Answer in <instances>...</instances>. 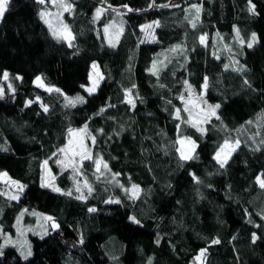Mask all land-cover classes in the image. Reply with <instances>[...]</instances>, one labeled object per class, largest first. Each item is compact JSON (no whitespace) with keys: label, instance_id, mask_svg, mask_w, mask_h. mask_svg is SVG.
<instances>
[{"label":"trees","instance_id":"obj_1","mask_svg":"<svg viewBox=\"0 0 264 264\" xmlns=\"http://www.w3.org/2000/svg\"><path fill=\"white\" fill-rule=\"evenodd\" d=\"M60 1L70 6L67 38L41 18L49 1L8 0L0 18V172L24 185L16 207L59 221L44 237L29 236L27 260L8 245L0 264H264V0H252L255 15L249 0L150 10L170 0ZM103 1L136 12L120 17ZM113 19L124 26L115 47L103 38ZM154 22L155 42L144 43L140 27ZM94 63L103 79L86 94ZM37 76L59 92L35 85ZM81 95L83 103L68 105ZM192 96L215 109L201 126L189 117ZM81 128L91 158L80 163L87 188L77 192L57 161ZM180 138L195 144L194 158L181 159ZM225 141L238 145L221 168L214 155ZM45 161L70 195L41 187Z\"/></svg>","mask_w":264,"mask_h":264},{"label":"rangeland","instance_id":"obj_2","mask_svg":"<svg viewBox=\"0 0 264 264\" xmlns=\"http://www.w3.org/2000/svg\"><path fill=\"white\" fill-rule=\"evenodd\" d=\"M48 1H49V6L47 7L46 10L43 11L44 14L43 19L51 29L52 34L55 33V35L53 34L54 36L63 37L64 31H68V28L63 20V14L66 11L65 8L68 7L67 5L64 4V2H61L60 0H55V4L53 3V0H46L45 3H47ZM156 27H157L156 22L146 24L143 25V27H140V31L143 36V40L145 42L148 43L155 42L154 29ZM106 28L107 31H105ZM123 30H124L123 23L118 19H113L110 23H108L103 27L104 42L108 46H111V44H115L116 46L119 40V34ZM96 72H99L98 68L96 67L94 69L92 65L90 71V73L93 74L92 79L91 80L89 79V84L85 85L83 88L86 94H89L87 89L92 87L93 83L97 81V77L95 75ZM99 82L100 80L98 81V85ZM34 84L37 85V83ZM40 87L45 89L47 92H51L48 91L47 89H52V91H56L55 88L44 85L43 82H42V86ZM80 97H83L84 100L83 95H81ZM72 99L74 98H70L69 100ZM187 105L189 108L190 120L193 124L197 126L203 125V123H205L207 118L212 114V108L208 106L201 98H195L192 96L188 100ZM84 136L85 133L82 128L72 130L69 135L68 143L65 149H62L63 151L60 152V160H58L60 161V163L58 164H60L63 168H66V170H69V172L71 171L72 175L74 176L73 179H75L77 182L74 184L75 185L74 187L76 189L77 187H79L81 192L83 191V188H87V184L85 183V181L77 179L78 175L80 174V170H79L80 163L83 159H85L84 154L87 153L86 146L84 143ZM224 144L225 143H223L221 147ZM228 144L229 147L226 148L223 152H221V156H220L221 160L224 159L228 160L233 152L232 148L234 147L235 149V147L238 145L237 142L228 143ZM221 147L218 149V151L221 149ZM194 150H195V144L192 141L186 138H180L179 140L180 154L183 152L186 156H191ZM5 174H6L5 172H0V187H1L0 194L3 197H5L8 202L7 206H5L4 208H0V239L2 245L13 246L17 250L20 256V252L18 251L19 248L22 247L25 251L28 249L31 250V243L29 239L30 235L44 237L45 235H47L48 232L54 230L52 227L53 221L57 225H59V221L47 213H42L35 210H28L24 208L21 209L16 207L17 201L22 193L21 191L18 190V186L22 184L11 180L7 176V174L6 175ZM53 177L54 176L51 173L50 169L45 165L44 174H43V183L49 185L51 188L54 187L59 188L60 191L63 192L64 190L57 186V184L54 182ZM258 183L261 185V180ZM64 192L68 194L70 193L69 190H66ZM13 196L17 198L13 199L12 198ZM47 217H51L52 219L48 220L46 219ZM6 240H10V243H6ZM202 251L204 253V250ZM202 251H200L196 256L197 263L201 262ZM198 257L199 259H197Z\"/></svg>","mask_w":264,"mask_h":264},{"label":"snow or ice","instance_id":"obj_3","mask_svg":"<svg viewBox=\"0 0 264 264\" xmlns=\"http://www.w3.org/2000/svg\"><path fill=\"white\" fill-rule=\"evenodd\" d=\"M38 2H39V3H44V0H38ZM53 3L55 4V0H53ZM7 4H8V0H0V17L4 16L5 11H6V6H7ZM68 7L70 8V6H68ZM193 7H195V6H193ZM65 10H68V8H65ZM100 11H101L100 9H97V12H98V13H99ZM196 11L199 12L200 9H199V8H196ZM248 11H249L250 13H252L253 15L256 14V13H255V5L252 4V0H249V8H248ZM43 15H44V14L41 13V18H43ZM192 26H193V28H195L196 25L193 24ZM142 27H143V26H142ZM105 31H107V28L105 29ZM53 34L55 35V33H53ZM237 35H239V34L237 33ZM204 40H205L204 36H201V37H200V42H201L202 44L204 43ZM256 42H257V36H256V33H252V35H251V40L247 42V47H248V48H252L253 45H254ZM110 43H111V42H110ZM241 43L243 44L244 41L241 40ZM69 46L71 47V43H69ZM111 46H112V47H115V44H111ZM96 67H97V65L94 63V64H93V68L95 69ZM225 67H227V66H225ZM237 70H243V69H237ZM92 75H93L92 73L89 74V79H90V80L92 79ZM95 75H96V77H97V81H95V82L93 83L92 87H90V88L87 89V91H88L89 94H92V93L95 91L96 87H98V81L103 79V76H102L99 72H96ZM3 78H4L5 80H7V78H8V73H7V72H5V73L3 74ZM16 78H17V79H20V77H16ZM34 83H37L38 86H42V78H41L40 76H37V77L35 78ZM186 83H187V82H186ZM206 83H207V78H205V84H206ZM245 83L247 84L248 81H245ZM8 88H9V90H14V89H12V85H11V84L8 85ZM47 90H48V91H52V89H47ZM56 91L59 92V89H56ZM2 94H3V89H0V96H2ZM126 97H127V93H126ZM66 99H68V98L66 97ZM37 100H39V97H37ZM83 102H84L83 97H79V96H78V97H76V98H74V99H72V100H68V105H69V106H72V107H75V105H76L77 103H83ZM126 102L132 104L133 107L135 106L134 102L131 101V100H127V99H126ZM31 103H33V101H27L25 106H28V105L31 104ZM215 108H219V105H216ZM44 111H48L47 107H44ZM101 111H103V109H101ZM212 114H213V115L215 114V109L212 110ZM217 118H218V117H217ZM178 127H179V126H178ZM93 142H95V138H94V137H93ZM190 143H191V142H190ZM237 144H238V142H237ZM228 147H229V144H228L227 141H225V144L221 147V149L216 153V155H215V157H214V159H216L217 162L220 164V167H221V168H223V167L225 166V164L227 163V160H226V159H224V160H221V159H220L221 152H223V151H224L226 148H228ZM232 150H234V147L232 148ZM61 151H63V150H61ZM53 155H55V153H54ZM84 158H85V159H90L91 157H89L88 154L85 153V154H84ZM192 158H194V157H192V156H186L183 152L181 153V159H192ZM47 163H48V161H45V162H44L45 165H46ZM57 163H60V161H57ZM95 163H96V166H97V171L99 172L100 169H101V160L97 159V160L95 161ZM107 167H108L107 164H103V168H104V169H107ZM5 175H6V174H5ZM194 179H195V177H194ZM257 180H258V182H259V181H260V178L257 177ZM47 186H49V185H46V184H44V183L41 184V187H47ZM261 187H264V182H261ZM23 188H24L23 185H19V186H18V190L21 191V192L23 191ZM53 190H54V191H57V192L60 191L59 188H55V187L53 188ZM76 191H77V192H80V188L77 187ZM91 192H92V188L89 186V187H88V194H91ZM70 194H71V193H69V195H70ZM137 194H138V189H136V186L133 185V196H132V198H135V196H136ZM12 198H13V199H16L17 197L13 196ZM76 198H77V199H83V198H85V197L83 196V194H81V195L77 196ZM107 202L110 203V202H113V201H107ZM114 202L119 203V201H114ZM88 211H89V212H95L96 209H95V208H89ZM46 219L51 220L52 218H51V217H47ZM129 220H130L132 223H135V224H139V223H140V221H139L136 217H134V216L129 217ZM52 227H53V229H55V228L58 227V225L53 221ZM252 239H253V242L256 241L257 237H256V234H255V233H253V237H252ZM82 242H83V241L81 240V243H82ZM6 243H10V240H6ZM212 243H213V244H215V243H219V241H218V240H213ZM3 247H4V245H0V255L3 254V251H2V250H3ZM18 251L20 252V256H21L24 260H27L28 257H30V256L32 255V252H31L30 249H28V250L25 251V250L21 247V248L18 249ZM201 255H203V251L201 252ZM197 259H199V257H198Z\"/></svg>","mask_w":264,"mask_h":264},{"label":"bare ground","instance_id":"obj_4","mask_svg":"<svg viewBox=\"0 0 264 264\" xmlns=\"http://www.w3.org/2000/svg\"><path fill=\"white\" fill-rule=\"evenodd\" d=\"M45 1L46 0H44V3H45ZM183 2H184L183 0H170L166 3H163L162 5H154L152 3L149 10L150 9H156V8H172V9L179 8L183 4ZM98 5L102 9L110 10L120 17H125V16H128V15L136 12L128 5L111 6V5H107L104 1L101 3H98ZM143 42L148 43V42H145L144 40H143Z\"/></svg>","mask_w":264,"mask_h":264},{"label":"water","instance_id":"obj_5","mask_svg":"<svg viewBox=\"0 0 264 264\" xmlns=\"http://www.w3.org/2000/svg\"><path fill=\"white\" fill-rule=\"evenodd\" d=\"M63 37H64V38H67V37H68V34H67V33H64V34H63Z\"/></svg>","mask_w":264,"mask_h":264}]
</instances>
